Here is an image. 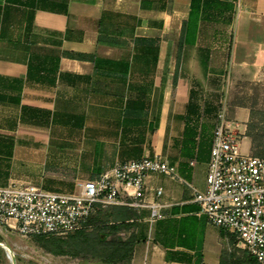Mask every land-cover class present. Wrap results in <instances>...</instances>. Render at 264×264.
I'll use <instances>...</instances> for the list:
<instances>
[{
	"label": "crops",
	"instance_id": "1",
	"mask_svg": "<svg viewBox=\"0 0 264 264\" xmlns=\"http://www.w3.org/2000/svg\"><path fill=\"white\" fill-rule=\"evenodd\" d=\"M192 3L0 0V187L68 194L117 164L160 158L177 178H149L148 201L164 191V219L137 213L132 264L243 257L193 189L206 190L224 106L211 110V80L228 88L264 71V0H200L194 15Z\"/></svg>",
	"mask_w": 264,
	"mask_h": 264
},
{
	"label": "built area",
	"instance_id": "2",
	"mask_svg": "<svg viewBox=\"0 0 264 264\" xmlns=\"http://www.w3.org/2000/svg\"><path fill=\"white\" fill-rule=\"evenodd\" d=\"M246 133L247 127L223 109L214 131L207 187L193 189V201L212 225L233 235L239 248L264 264V159L243 154ZM156 175L177 178L174 167L160 158H145L78 182L68 194L10 182L0 187V236L65 237L84 228L99 206L128 207L137 213L148 209L150 224L161 221L163 189L152 190L156 200H147L148 180Z\"/></svg>",
	"mask_w": 264,
	"mask_h": 264
},
{
	"label": "trees",
	"instance_id": "3",
	"mask_svg": "<svg viewBox=\"0 0 264 264\" xmlns=\"http://www.w3.org/2000/svg\"><path fill=\"white\" fill-rule=\"evenodd\" d=\"M200 0H193L192 11L198 13ZM190 29H197L198 21L191 23ZM179 45L177 62L180 64L184 43V32ZM102 40V39H101ZM258 126L259 130H258ZM248 126L246 136L252 141L253 156L264 159V115L259 125ZM138 214L128 207H98L84 228L65 237L54 235L34 237V241L54 257H69L83 260L88 264H132L133 255L139 241L133 229L137 226ZM123 234L126 236H123ZM129 234V235H128ZM235 237H232L234 243ZM0 248V261L4 258ZM221 264H259L258 261L243 252L242 258L223 257Z\"/></svg>",
	"mask_w": 264,
	"mask_h": 264
},
{
	"label": "rangeland",
	"instance_id": "4",
	"mask_svg": "<svg viewBox=\"0 0 264 264\" xmlns=\"http://www.w3.org/2000/svg\"><path fill=\"white\" fill-rule=\"evenodd\" d=\"M187 35L186 40L193 44L195 42L194 37L191 36L193 33L189 32ZM213 58L212 69L214 72L216 71V53ZM209 99L213 112L220 110L224 104L221 110L226 109L231 120L237 119L243 125L245 124L247 129L251 124L254 127L258 126L261 117L264 115V71L259 75V80L257 81H248L228 88L224 84L222 86L215 85L212 79ZM241 150L244 154L250 152V141L248 139L242 141ZM251 155H253V152ZM1 184L2 182L0 181V186ZM3 238V242L13 250L17 264H86L80 259L54 257L44 251L33 238L19 236H3ZM4 254V258L0 261V264H11L5 251ZM88 264L95 263L90 262Z\"/></svg>",
	"mask_w": 264,
	"mask_h": 264
},
{
	"label": "water",
	"instance_id": "5",
	"mask_svg": "<svg viewBox=\"0 0 264 264\" xmlns=\"http://www.w3.org/2000/svg\"><path fill=\"white\" fill-rule=\"evenodd\" d=\"M3 241H4V238L0 236V248H2L6 252L7 258L9 259L11 264H17L16 256L13 250L11 249L9 245L4 243Z\"/></svg>",
	"mask_w": 264,
	"mask_h": 264
}]
</instances>
